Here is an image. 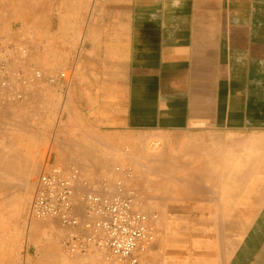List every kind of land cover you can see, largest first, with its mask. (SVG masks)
I'll return each instance as SVG.
<instances>
[{"label":"crops","instance_id":"crops-1","mask_svg":"<svg viewBox=\"0 0 264 264\" xmlns=\"http://www.w3.org/2000/svg\"><path fill=\"white\" fill-rule=\"evenodd\" d=\"M98 8L61 85L68 114L107 116L116 132L157 133L162 195L177 199L162 208L164 220L197 228L198 237L213 229V261L264 264V0ZM47 85L37 100L52 96Z\"/></svg>","mask_w":264,"mask_h":264},{"label":"rangeland","instance_id":"rangeland-1","mask_svg":"<svg viewBox=\"0 0 264 264\" xmlns=\"http://www.w3.org/2000/svg\"><path fill=\"white\" fill-rule=\"evenodd\" d=\"M9 1L0 0V7H4V10L0 8L3 15L0 47L7 51L13 47L27 50V55L22 56L27 57L24 60L20 59L21 51L7 53V59L12 61L11 69L17 70L13 66L20 59L18 64L22 62V65L18 69L28 78L36 68L46 76L66 73L65 82H70L74 75L70 67L75 65L80 49L84 48L86 30L96 21V14L92 13L96 0H12L17 4L11 5L10 1V8L6 4ZM19 1L28 5L18 4ZM23 6L29 7L25 8L32 15ZM8 10L14 14L9 16ZM68 52H71L70 58ZM62 83L49 85V91L54 92L49 99L37 100L33 96L37 88L28 83L22 89L23 100L5 106L0 103L9 112L6 115L0 110V184H6L0 185V258L11 253L13 264H51L52 259V264L55 260L56 264H115L95 256L71 257L64 248L68 229L58 221L28 219L36 179L45 170L75 166L92 188L105 179L111 186L124 182L127 189L136 193L137 204L147 213L157 215V240L142 257L141 264H221L208 257L215 250L214 242H218L217 236H209L213 229H201L205 235L198 237L197 228H182L175 224L174 217L164 220L166 214L162 216V208L173 207L177 200L162 195V138L157 133L116 132L115 126L107 122V116L69 115L61 95ZM47 86L43 81L37 87L43 93ZM20 159L30 165L27 177H23L27 183L17 174L23 163ZM5 167L13 172L10 174ZM128 170L132 173L131 179L121 172ZM22 195L26 196L25 201Z\"/></svg>","mask_w":264,"mask_h":264},{"label":"built area","instance_id":"built-area-1","mask_svg":"<svg viewBox=\"0 0 264 264\" xmlns=\"http://www.w3.org/2000/svg\"><path fill=\"white\" fill-rule=\"evenodd\" d=\"M96 0L93 14L99 4ZM27 50L0 47L1 103H16L24 98L23 87L28 83L36 89L46 81L57 85L66 81L67 74L46 76L34 68L30 78L20 69H11L7 53ZM120 171V169H118ZM131 179V171H121ZM137 195L119 181L111 186L101 180L90 187L78 167L45 170L34 183V193L28 212L30 221H58L70 231L64 248L71 257L99 255L102 260L115 264H141L142 257L157 240V215L147 213L137 204Z\"/></svg>","mask_w":264,"mask_h":264},{"label":"bare ground","instance_id":"bare-ground-1","mask_svg":"<svg viewBox=\"0 0 264 264\" xmlns=\"http://www.w3.org/2000/svg\"><path fill=\"white\" fill-rule=\"evenodd\" d=\"M1 1H2V0H1ZM10 1H12V0H10ZM10 1H9L8 3H6L7 6H8L9 8H10L11 5H14V3H15L17 0H16V1L14 0V1H15L14 3H13V1H12L13 4H12ZM25 1H26V0H25ZM29 1L31 2V0H29ZM33 1H34V0H33ZM33 1H32V2H33ZM64 1H65V0H64ZM5 2H7V1H5ZM34 2H35V1H34ZM65 2H66V1H65ZM67 2H68V1H67ZM69 2H70V1H69ZM2 3H3V2H2ZM10 3H11V5H10ZM21 3H22V2L19 1L18 4H21ZM26 3H27V2H26ZM26 3L24 2V3H22V4H23V5H24V4L26 5ZM49 3L51 4L52 2H49ZM49 3H48V5H49ZM55 3H57V5H58V2H55ZM59 3H60V2H59ZM62 3H64V2H62ZM16 4H17V3H15V5H16ZM70 4H71V3H70ZM27 5H28V3H27ZM27 5H26V6H27ZM29 5H30V4H29ZM31 5H32V4H31ZM51 5H52V4H51ZM51 5H49V6H51ZM59 5H60V4H59ZM59 5H58V6H59ZM7 6H5V7L7 8ZM26 6H25V7H26ZM73 6H74V5H73ZM13 7H14V6H13ZM16 7H17V9L20 8V7L18 8V6H16ZM23 7H24V6H23ZM23 7H22V8H23ZM25 7H24L23 9L29 8V7H26V8H25ZM45 7H46V6H45ZM53 7H54V5H53ZM55 7H56V6H55ZM61 7H62V6H61ZM64 7H65V6H64ZM69 7H71V5H69ZM0 8H3V10H4V7H0ZM40 8H42V7H40ZM57 8H58V7H57ZM15 9H16V8H15ZM38 9H39V8H38ZM38 9H37V10H38ZM42 9H45V10H46L47 8H42ZM0 10H1V9H0ZM6 10H7V9H6ZM26 10H27V13H28L29 15H32V14H31L32 12L29 13V12L31 11L30 9H26ZM28 10H29V12H28ZM34 10H35V9H34ZM37 10H36V11H37ZM39 10H40V9H39ZM45 10H44V11H45ZM50 10H51V9H50ZM59 10H60V8H59ZM64 10H65V9H64ZM69 10H70V8H69ZM17 11H19V10H17ZM20 11H21V10H20ZM51 11H52V10H51ZM53 11H54V10H53ZM8 12L10 13L9 10H8ZM14 12H15V10H14ZM24 12H25V11H24ZM37 12H38V11H37ZM63 12H64V11H63ZM3 13H4V12H3ZM9 13H8V14H9ZM11 13H13L12 10H11ZM11 13L9 14V16L12 15ZM22 13H23V11H22ZM22 13H20V14H22ZM66 13H67V12H66ZM69 13H70V12H69ZM13 14H14V13H13ZM18 14H19V13H18ZM20 14H19V15H20ZM24 14H25V13H24ZM59 14L61 15V13H59ZM22 15H23V14H22ZM33 15H34V14H33ZM36 15H37V14H36ZM64 15H65V14H64ZM4 18H5V17H4ZM1 21H2V20H1ZM21 49H22V48H21ZM19 52H20V51H19ZM52 52H53V51H52ZM16 53H17V52H16ZM11 54H12V53H11ZM14 54H15V53H14ZM14 54H13V55H14ZM15 55H16V54H15ZM26 55H27V54H26ZM22 56H23V55H20V59H23V60H24L25 58L27 59V57L22 58ZM12 57H13V56H12ZM23 57H24V56H23ZM16 58H19V57H16ZM55 58H56V57H55ZM13 59H14V58H13ZM20 59H17V60H19L18 62H20ZM11 60H12V59H11ZM15 60H16V59H15ZM17 60H16V62H17ZM11 62H12V61H11ZM13 62H14V61H13ZM16 62H14V63H16ZM18 62H17V65L15 64V65L13 66L14 68H15V66H16V68L18 69V65H22V62H21L20 64H18ZM26 63H27V62H26ZM51 63H52V62H51ZM21 67H22V66H21ZM29 77H30V76H29ZM0 97H1V96H0ZM30 97H31V95H30ZM0 102H1V101H0ZM6 134H7V133H6ZM8 134H9V133H8ZM4 135H5V134H4ZM19 142H20V141H19ZM58 143H59V142H58ZM22 144H23V142H22ZM55 146H56V145H55ZM22 147H23V146H22ZM59 147H60V146H59ZM59 147H58V148H59ZM19 148H20V147H19ZM22 150H23V149H22ZM19 151H20V150H19ZM28 154H29V153H28ZM13 156H14V155H13ZM15 156H16V155H15ZM15 156H14V157H15ZM27 156H28V155H27ZM22 157H23V156H22ZM22 157H20V158H22ZM16 158H17V156H16ZM16 158H15V159H16ZM15 159H14V160H15ZM18 159H19V158H18ZM22 159L26 160L25 158H22ZM14 160H13V161H14ZM20 160H21V159H20ZM24 160H21V161H23V163L21 164L20 170H18L19 172H18V173L16 172V173L18 174L19 177L22 178V182H23V180H24V183H27L23 177L26 176V174H27L29 163H28V165H27V161H24ZM15 163H17L16 160H15ZM30 164H31V163H30ZM8 166H9V165H7V168H9ZM10 166H11V165H10ZM29 166H30V165H29ZM1 168L3 169V167H1ZM5 168H6V167H5ZM7 168H6V170H7V172H9L8 170H9L10 168H9V169H7ZM56 168H57V167H56ZM29 170H30V169H29ZM159 170H160V169H159ZM160 171H162V170H160ZM12 172H13V171H10L9 173L11 174ZM14 172H15V171H14ZM29 172H31V171H29ZM13 175H16V174L13 173ZM16 177H17V176H16ZM26 177H27V176H26ZM27 180H28V179H27ZM105 180H106V179H105ZM0 182H1V181H0ZM3 183H5V182H3ZM1 184H2V183H1ZM1 184H0V185H1ZM2 185H6V184H2ZM13 187H14V186H13ZM3 188H6V187H3ZM10 188H11V187H9V189H10ZM24 190H25V188L23 189V191H24ZM20 197H21V196H20ZM21 199H22L23 201H25L26 196H25V195H22V198H21ZM160 199H161V198H160ZM19 200H20V199H19ZM23 211H24V210H23ZM33 232H34V231H33ZM34 234H35V233H34ZM4 242H5V241H4ZM20 242H21V240L19 241V243H20ZM27 242H28V241H27ZM27 242H26V243H27ZM6 244H7V243H6ZM28 244H29V243H28ZM24 246H25V245H24ZM26 247H27V246H26ZM45 247H46V246H45ZM2 248H3V247H2ZM31 248H32V247H31ZM51 248H52V247H51ZM51 248H50V249H51ZM32 249H33V248H32ZM45 249H47V250L50 251V249H48V248H45ZM3 250H5V249H3ZM42 250H43V249H42ZM42 250H41V251H42ZM18 251H19V250H18ZM8 252H9V251H8ZM13 252H14V251H13ZM45 252H46V251H45ZM42 253H43V252H42ZM2 254H3V253H2ZM47 254H48V252H47ZM23 255H24V254H23ZM57 255H58V254H57ZM48 257H49V256H48ZM53 257H54V256H53ZM24 259H25V257H24ZM49 259H50V258H48V260H49ZM51 259H52V258H51ZM31 260H32V259H31ZM54 260H55V258H54ZM50 261H51V260H50ZM50 261H49V262H50ZM0 262H1V263L4 262V263H6V264H9V262H10V263L13 264V263L15 262V261H14V256H13L11 253H10V254H6V255H3V257L0 258ZM34 262H35V261H34ZM44 262H46V261H44ZM32 263H33V262H32ZM50 263H51V264L53 263V259H52V262H50ZM41 264H42V263H41ZM55 264H56V260H55ZM57 264H58V263H57Z\"/></svg>","mask_w":264,"mask_h":264}]
</instances>
